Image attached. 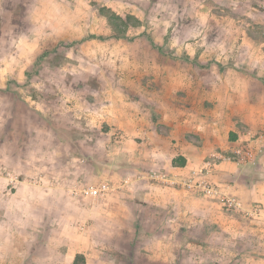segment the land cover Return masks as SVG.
Segmentation results:
<instances>
[{
	"label": "crops",
	"instance_id": "obj_1",
	"mask_svg": "<svg viewBox=\"0 0 264 264\" xmlns=\"http://www.w3.org/2000/svg\"><path fill=\"white\" fill-rule=\"evenodd\" d=\"M0 30L13 41L0 72L60 73L47 80L65 98L49 119L78 167L72 178L117 187L100 198L80 194L81 229L90 219L114 233L199 226L211 233V264L247 255L264 263L263 138L252 162L210 172L259 208L252 216L150 175L178 178L204 153L230 148L243 126L264 128V0H0ZM7 245L0 241V264ZM24 247L23 256L32 252Z\"/></svg>",
	"mask_w": 264,
	"mask_h": 264
},
{
	"label": "rangeland",
	"instance_id": "obj_2",
	"mask_svg": "<svg viewBox=\"0 0 264 264\" xmlns=\"http://www.w3.org/2000/svg\"><path fill=\"white\" fill-rule=\"evenodd\" d=\"M202 26L211 30V25H201L205 31ZM1 35L4 65L13 41ZM54 74L60 73L0 72V241L8 243V264H211V233L199 226L177 231L174 222L152 234L138 228L135 234L114 233L95 228L90 219L86 230L80 228L84 216L80 194L74 190L83 182L72 178L78 167L70 165L66 137L54 133L49 119L59 117L60 101L65 99L47 83ZM241 129L242 134L251 129L264 139V128ZM23 247L32 252L23 256ZM261 260L247 255L241 264Z\"/></svg>",
	"mask_w": 264,
	"mask_h": 264
},
{
	"label": "built area",
	"instance_id": "obj_3",
	"mask_svg": "<svg viewBox=\"0 0 264 264\" xmlns=\"http://www.w3.org/2000/svg\"><path fill=\"white\" fill-rule=\"evenodd\" d=\"M262 135L248 129L240 136L230 148L215 150L210 153L202 163L191 169L188 173L178 178H163L151 169L150 175L159 179L166 185L182 186L192 194L209 197L218 202L226 210L242 216H252L259 213V208L247 207L237 196L231 194L226 188L214 182L210 178V172L221 162H234L246 165L252 162L258 154ZM160 177V178H157ZM125 182V181H124ZM126 183V182H125ZM117 187L107 182L97 184H85L75 194H85L96 198L105 197Z\"/></svg>",
	"mask_w": 264,
	"mask_h": 264
},
{
	"label": "trees",
	"instance_id": "obj_4",
	"mask_svg": "<svg viewBox=\"0 0 264 264\" xmlns=\"http://www.w3.org/2000/svg\"><path fill=\"white\" fill-rule=\"evenodd\" d=\"M101 12L104 13V14H106V15L108 16L111 25H112L116 30L122 31L121 27H120L119 24L117 23V21H116V19H115L114 16L110 15V13H107L105 9H101ZM174 163H181V164H184L185 161H179V162H177L176 159H175ZM78 258H79V257H78ZM83 261H84V259H83ZM83 261H82V262H83ZM77 263H78V260H77Z\"/></svg>",
	"mask_w": 264,
	"mask_h": 264
}]
</instances>
